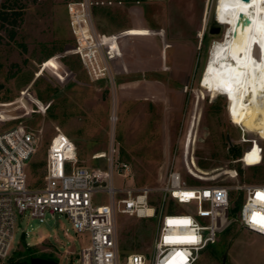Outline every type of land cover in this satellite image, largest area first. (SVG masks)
<instances>
[{"label": "rangeland", "instance_id": "374dc122", "mask_svg": "<svg viewBox=\"0 0 264 264\" xmlns=\"http://www.w3.org/2000/svg\"><path fill=\"white\" fill-rule=\"evenodd\" d=\"M70 1L7 0L20 15L14 27L0 21V130L21 123L41 136L27 169L32 187L44 182L43 163L57 128L75 142L80 163L91 170L108 167L114 146L115 167L125 174L115 172L117 186L159 185L172 169L188 185L264 184V112L238 122L248 131L243 141L227 115L228 92L204 77L212 47L229 27L230 0H122L123 5L97 9L95 26L116 73L115 86L91 80L70 31ZM218 27L220 33L211 32ZM253 146L263 162H238ZM246 160L255 164L252 156ZM234 169L236 178L228 173ZM243 197L232 191L218 219V240L197 264H222L224 255L226 264H264L263 236L239 222ZM94 199L104 204L109 195L97 192ZM193 210L176 206V212ZM118 224L124 255L150 254L157 217L120 214ZM88 241L65 216L40 222L27 211L18 216L11 262L22 264L24 255H34L80 264L78 253Z\"/></svg>", "mask_w": 264, "mask_h": 264}, {"label": "built area", "instance_id": "2783aa9c", "mask_svg": "<svg viewBox=\"0 0 264 264\" xmlns=\"http://www.w3.org/2000/svg\"><path fill=\"white\" fill-rule=\"evenodd\" d=\"M145 1L167 0H136V3ZM3 2L0 0V9ZM123 3L122 0H73L67 4L70 31L91 80L106 81L111 86L116 85V73L105 41L96 29L94 12ZM223 96L229 120L242 130V140L246 141L248 131L233 122V103L228 95ZM40 145L41 136L21 123L0 130V264H13L18 216L27 211L40 222L65 216L78 234H87L89 241L78 253L80 264H197L201 252L218 240V219L228 210L233 190L244 195L239 212L241 227L264 237V225L253 220L254 215L264 216V196H257L264 194V184L188 185L182 173L172 169L159 185L117 186L115 172L125 174L115 167L114 146L108 167L91 170L80 163L75 142L57 128L43 163L44 182L40 187H32L27 169ZM249 154L258 156L253 165L247 164ZM237 161L255 166L263 162V155L253 146L246 148ZM123 167L127 169L128 165ZM229 174L236 178L238 171L234 169ZM97 192L107 193L109 201L97 204L94 199ZM177 205L194 206L195 211L176 212ZM120 214L158 218L150 254L122 253Z\"/></svg>", "mask_w": 264, "mask_h": 264}, {"label": "bare ground", "instance_id": "6f19581e", "mask_svg": "<svg viewBox=\"0 0 264 264\" xmlns=\"http://www.w3.org/2000/svg\"><path fill=\"white\" fill-rule=\"evenodd\" d=\"M240 12L247 13L253 24L246 28L245 33L239 32L233 38L232 32ZM228 15L229 27L224 39L214 43L204 77L207 82L226 89L233 103V122L240 125L238 122L264 112V56L260 54L261 48H264V0H230ZM188 153L189 143L185 152L187 158ZM248 156H252L253 161L258 158L257 155ZM189 163L194 164V161Z\"/></svg>", "mask_w": 264, "mask_h": 264}, {"label": "water", "instance_id": "95a60500", "mask_svg": "<svg viewBox=\"0 0 264 264\" xmlns=\"http://www.w3.org/2000/svg\"><path fill=\"white\" fill-rule=\"evenodd\" d=\"M243 1H250V0H243ZM252 24L253 22L251 20V17L245 12H240L238 14V19L233 29L232 37L233 38L237 37L239 32L245 33L246 28L251 27ZM211 32L219 33V27L216 29H211ZM228 141L232 145V142L229 136H228ZM102 185H105V183L103 182ZM226 260H227V255H224L222 258V264H226ZM31 264H59V262L53 259H46L43 257H34L31 260Z\"/></svg>", "mask_w": 264, "mask_h": 264}, {"label": "trees", "instance_id": "16d2710c", "mask_svg": "<svg viewBox=\"0 0 264 264\" xmlns=\"http://www.w3.org/2000/svg\"><path fill=\"white\" fill-rule=\"evenodd\" d=\"M6 1L7 0H4L3 4H2V7L0 9V21L2 22V25L4 26L6 23L13 25L14 27V23H16V19H17V16L20 15V12L14 10V7H9L6 5ZM1 25V24H0ZM11 31V36L13 37L15 35V32L13 29L10 30ZM1 107L3 108L4 105H1ZM3 114V111L2 113ZM0 118H1V115H0ZM23 256V255H22ZM24 260H23V263L22 264H31V260L32 258H34L35 256L34 255H24L23 256ZM43 258H46V259H51L49 257H46V256H43Z\"/></svg>", "mask_w": 264, "mask_h": 264}, {"label": "snow or ice", "instance_id": "6c2138e0", "mask_svg": "<svg viewBox=\"0 0 264 264\" xmlns=\"http://www.w3.org/2000/svg\"><path fill=\"white\" fill-rule=\"evenodd\" d=\"M260 54L262 55V56H264V48H261V50H260ZM185 195H190V194H185ZM257 196H258V198L259 197H261V196H264V194H261V193H257ZM253 220L254 221H256V222H258V223H260V224H262V225H264V216H262V217H257V216H253ZM170 223H171V221H170Z\"/></svg>", "mask_w": 264, "mask_h": 264}, {"label": "crops", "instance_id": "0c3cea01", "mask_svg": "<svg viewBox=\"0 0 264 264\" xmlns=\"http://www.w3.org/2000/svg\"><path fill=\"white\" fill-rule=\"evenodd\" d=\"M155 83H156V82H155ZM156 84H157V83H156ZM156 84L153 86V87H154L153 89H154V90H158V89H160L159 86L156 85ZM261 237H262V236H261ZM262 239H263V241H264V237H262ZM261 247H262V249H264V248H263V247H264V242H263V244L261 245Z\"/></svg>", "mask_w": 264, "mask_h": 264}, {"label": "flooded vegetation", "instance_id": "af4514ba", "mask_svg": "<svg viewBox=\"0 0 264 264\" xmlns=\"http://www.w3.org/2000/svg\"><path fill=\"white\" fill-rule=\"evenodd\" d=\"M221 31H222L221 28H219V33H220Z\"/></svg>", "mask_w": 264, "mask_h": 264}]
</instances>
